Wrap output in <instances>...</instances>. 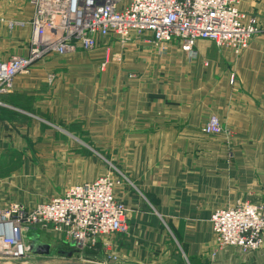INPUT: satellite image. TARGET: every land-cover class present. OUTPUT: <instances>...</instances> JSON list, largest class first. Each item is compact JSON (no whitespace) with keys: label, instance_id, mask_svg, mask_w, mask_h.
<instances>
[{"label":"crops","instance_id":"0c3cea01","mask_svg":"<svg viewBox=\"0 0 264 264\" xmlns=\"http://www.w3.org/2000/svg\"><path fill=\"white\" fill-rule=\"evenodd\" d=\"M239 8L256 16L261 27L239 53L202 38L195 41L193 52H186L176 40L158 47L149 32L132 33L124 45L109 35L90 51L79 47L62 55L49 52L28 74L14 77L10 92L0 94L1 168L6 152L27 154L29 137H51V152L75 148L76 142L70 138L75 130L64 124V139L61 131L44 129L46 114L67 124L83 119L84 130L91 136L94 131L97 146L106 153L113 150L109 138L122 139L121 143L117 140L115 152L123 156L121 169L130 171L128 177L135 184L133 190L125 184L120 191L116 185L114 193L126 207L128 230L103 236L95 249L82 251L49 229L35 230L36 238L41 231L62 242L57 247L69 251L67 263L248 264L237 258L239 249L217 247L209 218L215 209L227 205L220 206V199L203 188L205 174L209 185V180H218L219 171L230 160H250L249 150H228L217 137L202 132L210 115L218 116L236 136L251 138L260 132L264 137V0H240ZM32 13L29 0H0V60L27 54ZM9 20L25 25L10 29ZM107 46L112 55L106 70L99 73L98 98L90 93L91 86L60 79L50 82L48 71L70 63L72 74L73 65L79 62L83 63L81 75L89 81L86 84L92 83L97 75L94 66L101 70ZM36 149L43 152L39 145ZM225 157L227 161L220 160ZM87 159L83 158L84 165ZM66 167L81 168L75 162ZM105 174L66 181V187L51 198L70 185ZM20 182L19 176H0V207L11 202L36 204L12 197L13 184ZM48 244L50 251L52 245Z\"/></svg>","mask_w":264,"mask_h":264},{"label":"built area","instance_id":"2783aa9c","mask_svg":"<svg viewBox=\"0 0 264 264\" xmlns=\"http://www.w3.org/2000/svg\"><path fill=\"white\" fill-rule=\"evenodd\" d=\"M29 3L33 13L28 52L0 60V94L10 92L14 77L27 72L44 54L62 55L79 47L90 51L109 35L124 45L132 33L149 32L158 47L164 48L176 40L186 52H193L195 41L202 38L239 53L261 31L256 16L240 10V0H29ZM16 25L23 26L24 22L7 21L10 29ZM111 55L107 46L101 69ZM203 131L233 136V131L214 114L205 121ZM119 181L105 174L70 185L60 195L33 206L11 202L0 207V260L27 257L31 247L25 244L23 236L34 228L53 231L78 251L95 249L103 236L125 233L126 207L114 193ZM209 220L218 248L234 247L250 253L264 245V203L240 201L217 208Z\"/></svg>","mask_w":264,"mask_h":264},{"label":"rangeland","instance_id":"374dc122","mask_svg":"<svg viewBox=\"0 0 264 264\" xmlns=\"http://www.w3.org/2000/svg\"><path fill=\"white\" fill-rule=\"evenodd\" d=\"M46 54L38 58V60H41ZM34 64L27 70V72L19 73L17 75L28 74L30 69L34 67ZM69 64L70 63L62 64L60 68L54 67L48 71V75L52 76L50 82L59 81L60 79V82L62 83H76L82 86H91L93 89L89 90L90 93H95L94 96L98 98L97 93L99 91L97 85L99 82V73L104 72L106 67L104 70H100L97 66H94L93 71H95L97 75L94 74L92 77V83L86 84L89 81L81 75V69H79L80 67H83V63L78 62L73 65V67L76 68L74 71L75 73H72L73 75L69 74ZM64 124L65 127L75 130V134L70 135L73 143L76 142L75 148L72 147L68 150L63 148L66 151L60 150L58 152H51V148H48L52 146L51 137H29L25 144L26 155L11 150L4 154L3 160L5 159L6 162L4 168L0 167V176H8L13 179L19 176L22 180V182L18 184H13L12 197L22 199L25 203L34 204L39 201L48 200L54 194L61 192L66 187V181L71 179L78 181L102 173L109 174L114 180H121L120 184H115V186L117 185L116 191H120L125 184V188L130 187V189L133 190L135 183L133 184L128 177L130 171H124L121 169V162L123 161L121 158L123 156L115 152L117 140L121 143L122 139L109 138V148H113V150L110 153H106L101 151L99 146H97L98 139L93 136L94 131H91V136L88 130H84L83 127L85 123L83 119L79 118L76 119L75 122L67 124V122L53 118L51 114H46L43 117L44 129L61 131L65 134L66 137H64V139H66V130L64 131V129H62ZM203 125L201 130L205 133L203 131ZM225 126L228 127L227 125ZM44 133H47V131ZM255 134L256 136L251 138L236 136L235 132L234 135L230 137H227L224 134L210 135L217 137L220 143L225 145L228 150H232L233 147H236L240 151H250V160L247 161V158L230 160L231 164H226V166L219 171L218 180H215V182L212 183L211 180H209L210 182L208 185L207 174L204 175L205 183L203 184V188L210 194L214 193V195L220 199L218 202L220 206H231L230 204L235 205L240 201L264 203V137L260 135V132H255ZM38 145L39 148L43 149L42 153L40 150V152L37 151L36 148ZM83 158H88L86 161L90 163L86 162L84 165ZM227 159L228 158L226 157L220 158V160L226 161ZM24 161H26L24 169L21 168L19 170ZM69 162H75L77 165L81 166V168L74 170L69 169L66 167ZM61 165H65L66 168H58L61 167ZM89 172H92V174H88ZM35 230L36 229L34 228L24 234L23 241L25 244H31V242H34V236L37 233ZM39 232L38 240L45 243H51L52 250L47 254L31 250L28 256L21 260L9 261L3 259L0 260V264H70L66 262L70 257V255L67 254L69 251H64L63 246L57 247L58 244L62 242L49 237L41 231ZM56 249H59L60 251H57ZM235 252H237V258L242 257L246 259V261H248L246 263L248 264H264V246L259 250L250 253H243L237 250Z\"/></svg>","mask_w":264,"mask_h":264},{"label":"water","instance_id":"95a60500","mask_svg":"<svg viewBox=\"0 0 264 264\" xmlns=\"http://www.w3.org/2000/svg\"><path fill=\"white\" fill-rule=\"evenodd\" d=\"M34 242H31L30 247L34 252L40 253H48L50 245L48 243H44L38 240V238L34 237Z\"/></svg>","mask_w":264,"mask_h":264}]
</instances>
